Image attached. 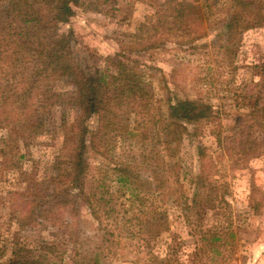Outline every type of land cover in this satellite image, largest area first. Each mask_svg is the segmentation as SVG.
Here are the masks:
<instances>
[{
	"label": "rangeland",
	"instance_id": "obj_1",
	"mask_svg": "<svg viewBox=\"0 0 264 264\" xmlns=\"http://www.w3.org/2000/svg\"><path fill=\"white\" fill-rule=\"evenodd\" d=\"M31 1L38 7L40 0ZM163 1L81 0L71 19L75 61L90 72L98 69L115 73L114 56L122 46L139 45L144 40L150 50L134 53L133 57L152 67L144 83L153 114H167L173 84L179 86L181 95L186 91L191 97H208L213 104L236 114L241 104L235 102L239 90L231 77L229 59L244 63L259 59L264 53V28L245 31L232 42L227 35L218 42L192 40V34L169 33L157 23L155 9ZM205 1L198 0V4L202 6ZM209 1L214 7L209 19L211 28L222 29L231 15L228 0ZM160 39L165 46L154 47ZM235 45H240V54L229 56L225 47ZM245 81L251 88L249 92L254 93L251 81L243 79L242 84ZM46 96L48 122L44 133L30 137L18 136L16 131L18 138L12 143L6 128H0V150L6 151L0 153V262L16 252L24 256V249L47 244L52 247L49 257L58 264H264V154L249 168H232L217 149L211 128L203 130V145L209 153L216 152V161L211 163L213 172L204 177L225 187L219 190L220 203L209 209L204 200L207 189L191 182L195 167L187 142L177 158H167L164 147L154 138V129L148 135L153 137L151 141H144L145 136L133 129L134 116L130 131L112 133L106 141V162L89 160L85 187L98 221L87 214L78 218L73 205H68L49 213L55 220L24 228V191L46 195L62 189L56 162H67L72 156L69 143L62 150L65 127L70 128L78 116L72 106L76 94L71 80L58 83ZM251 103H246L242 113L252 108ZM233 121L232 117H224L226 126ZM17 127L23 133V127ZM159 153L167 161L181 163L179 183L171 178L169 191H145L139 198L121 189L110 169L111 162L131 165L147 176L148 167ZM252 175L258 189L255 202L250 198ZM76 222L81 224L80 232L74 229Z\"/></svg>",
	"mask_w": 264,
	"mask_h": 264
},
{
	"label": "trees",
	"instance_id": "obj_2",
	"mask_svg": "<svg viewBox=\"0 0 264 264\" xmlns=\"http://www.w3.org/2000/svg\"><path fill=\"white\" fill-rule=\"evenodd\" d=\"M80 3L81 0H40L35 7L31 0H0V128H6L9 141L15 143V137H32L46 131L45 110L49 99L46 94L53 92L55 86L64 80H71L74 86L76 97L72 106L78 112L71 127H65L66 141L62 147L63 150L69 143L72 156L67 162H56L58 184L62 189L46 195L24 191V228L55 220L49 217V213L54 209L61 211L68 205H73L72 210L78 218L87 214L98 221L92 209V198L85 187L89 160L97 159L102 163L108 160L106 141L112 133L130 131L132 116L133 129L145 136L144 141L153 140L148 135L154 132V138L164 147L167 158H177L187 142L191 165L198 170L191 173V182L203 184L208 191L205 206L215 209L222 198L219 190L225 187L204 177L214 168L216 152L209 153L205 148L203 133L211 128L217 149L231 162L232 168L242 165L249 168L263 156L264 53L259 59L246 60L245 63L229 59L231 77L239 90L235 100L241 104L236 107L237 115L233 110L213 104L208 97H191L186 91L181 95L175 84L169 92L167 114L157 112L155 115L144 83L151 66L133 57L134 53L150 50L144 40L139 45L122 46L114 56L115 73L98 69L90 72L77 64L73 55L75 31L71 19L76 16L75 8ZM157 5V23L169 33L192 34L195 37L192 40L206 38L218 42V38L227 35L228 41L232 42L237 36L241 38L245 31L264 28V0H228L231 15L218 30L212 29L209 23L214 8L209 0L202 6L198 0L192 3L164 0ZM165 44L160 39L153 46L162 48ZM225 49L229 56L240 54V45ZM243 79L251 81L254 93L249 92L248 82L242 84ZM250 101L252 108L249 105L251 109L242 113V108ZM224 117H232L236 123L232 125L233 121L226 126ZM17 125L23 127V133ZM16 131L18 136L14 133ZM0 153L6 154V151L1 149ZM160 153L156 154V162L148 167L147 176L131 165L110 161V169L116 174L121 189L139 198L145 191H169L171 178H176L179 183L181 163L167 161ZM249 183L253 201L258 192L253 175ZM180 186L184 187V184L180 183ZM80 227L81 224L76 222L74 229L80 232ZM51 249L47 244L34 250L24 249V256L16 252L0 264H58L48 255Z\"/></svg>",
	"mask_w": 264,
	"mask_h": 264
}]
</instances>
